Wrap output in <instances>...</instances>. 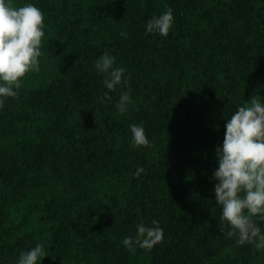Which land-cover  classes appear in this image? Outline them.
I'll return each instance as SVG.
<instances>
[{"label": "trees", "instance_id": "trees-1", "mask_svg": "<svg viewBox=\"0 0 264 264\" xmlns=\"http://www.w3.org/2000/svg\"><path fill=\"white\" fill-rule=\"evenodd\" d=\"M25 2L45 36L40 72L0 110V264L37 243L41 264H264L225 235L211 179L226 119L264 102V0H13ZM168 8L169 35L146 33ZM105 52L130 76L111 99ZM132 124L150 148L130 145ZM153 220L163 241L129 251Z\"/></svg>", "mask_w": 264, "mask_h": 264}, {"label": "clouds", "instance_id": "clouds-1", "mask_svg": "<svg viewBox=\"0 0 264 264\" xmlns=\"http://www.w3.org/2000/svg\"><path fill=\"white\" fill-rule=\"evenodd\" d=\"M173 24V10L168 8L153 16L145 31L166 38ZM44 27V13L35 4L25 2L18 6L13 0H0V110L9 98H19L28 73L40 72ZM95 68L106 77V98L111 99L108 93L118 86L127 87L130 76L126 75V68L117 66L115 56L103 53ZM129 105H134L130 89L120 94L116 107L123 114ZM129 130L133 148L152 146L143 124H132ZM216 158L218 167L211 179L217 181L214 199L221 210V220L227 223L225 235L237 246L253 245L257 252L264 253V228L260 226L264 222V102L254 98L226 119ZM142 171L137 169L135 175L139 177ZM163 239L159 221L153 220L151 226L139 224L135 237H126L123 244L129 251H135L136 245L151 250ZM46 256L44 245L37 243L20 252L17 264H41Z\"/></svg>", "mask_w": 264, "mask_h": 264}]
</instances>
